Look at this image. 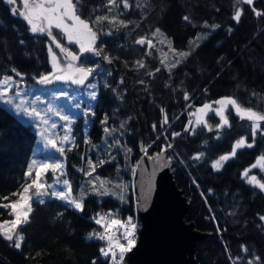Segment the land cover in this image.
<instances>
[{
    "label": "trees",
    "instance_id": "trees-1",
    "mask_svg": "<svg viewBox=\"0 0 264 264\" xmlns=\"http://www.w3.org/2000/svg\"><path fill=\"white\" fill-rule=\"evenodd\" d=\"M71 6L90 33L94 57L68 48L82 66L95 68L96 92L86 138L82 117L72 124L63 177L71 197L84 180L104 186L79 209L53 198L32 201L12 239L0 235V258L108 264L89 216L133 217L139 149L151 156L168 148L171 178L187 203L183 220L204 234L194 264H264V193L245 179L264 184V0H71ZM196 35L201 41L180 57ZM48 42L0 0V78L32 84L49 73ZM165 52L173 54L168 63L160 59ZM218 100L231 104L220 118L208 112L202 124L185 128L188 111ZM34 138L0 106V221L9 217L1 203L24 182Z\"/></svg>",
    "mask_w": 264,
    "mask_h": 264
},
{
    "label": "rangeland",
    "instance_id": "rangeland-1",
    "mask_svg": "<svg viewBox=\"0 0 264 264\" xmlns=\"http://www.w3.org/2000/svg\"><path fill=\"white\" fill-rule=\"evenodd\" d=\"M5 1L10 10L24 20L33 32H38V26L41 34L51 38V42L46 43L49 73L36 79L32 84L24 83L19 77L0 78V106L18 121L29 126L35 137L24 172V182L11 199L1 203V207L6 209L9 217L0 221V235L5 239H12L15 228L25 221L32 201L42 202L53 198L67 202L74 209H79L81 200L104 186V183L95 179L84 180L76 196L71 197L63 177L64 162L61 153L73 144L72 124L77 116H81L82 131L86 138L88 116L96 92V81L92 75L95 68L82 66L68 48L72 45L77 52L87 50L86 56L94 57L89 52L93 47V41L86 25L76 17L71 0ZM198 36L189 40L185 50L179 53L180 57L185 56L201 41L197 39ZM55 37L60 38L61 41L59 42ZM157 42L161 48L164 46V40L160 36L157 37ZM56 46L61 48L62 55H65L67 60L62 58ZM162 56L161 61L168 63L167 58L173 57V54L165 52ZM226 105L231 104L227 100H218L211 105L191 109L187 112L185 128L192 129L202 124L208 112H213L220 118ZM238 114L252 118L247 112H238ZM164 149L171 164L173 158L168 148ZM259 160L257 159L253 166H256ZM245 179L264 193V184L252 178ZM109 217L113 216L109 215ZM94 223L98 227L103 225L101 216H95ZM106 229L105 242L116 249L120 248L126 236L123 221L111 220ZM132 244H129V248Z\"/></svg>",
    "mask_w": 264,
    "mask_h": 264
},
{
    "label": "water",
    "instance_id": "water-1",
    "mask_svg": "<svg viewBox=\"0 0 264 264\" xmlns=\"http://www.w3.org/2000/svg\"><path fill=\"white\" fill-rule=\"evenodd\" d=\"M139 153L132 183L139 229L125 264H194L193 249L204 234L183 220L187 203L171 178L167 151ZM0 264L7 263L0 258Z\"/></svg>",
    "mask_w": 264,
    "mask_h": 264
},
{
    "label": "built area",
    "instance_id": "built-area-1",
    "mask_svg": "<svg viewBox=\"0 0 264 264\" xmlns=\"http://www.w3.org/2000/svg\"><path fill=\"white\" fill-rule=\"evenodd\" d=\"M101 218L103 219V225L98 227L99 230V239L102 243V254L106 257L108 264H123L125 255L129 250V244L134 243L137 236L138 230V221L135 216L123 220V227H125L126 236L124 238L123 245L120 248H115L110 246L105 242V234L107 232V225L111 223V218L106 214H102ZM90 221L95 220V216H89Z\"/></svg>",
    "mask_w": 264,
    "mask_h": 264
}]
</instances>
